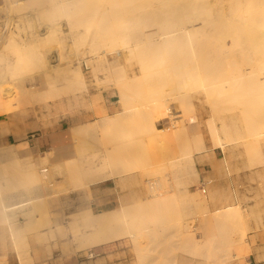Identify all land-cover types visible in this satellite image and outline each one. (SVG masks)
<instances>
[{
    "label": "bare ground",
    "instance_id": "bare-ground-1",
    "mask_svg": "<svg viewBox=\"0 0 264 264\" xmlns=\"http://www.w3.org/2000/svg\"><path fill=\"white\" fill-rule=\"evenodd\" d=\"M3 1L17 19L14 30L3 33L5 24L0 27V115L9 118L1 123L0 135L12 131L16 109L34 101L47 107L58 99L61 105L62 94L70 93L68 102L78 103V92L87 89L82 62L96 81L113 84L119 93V111L69 129L80 154L74 161L67 134L56 137L67 160L65 176L85 195L112 180L137 185L133 201L125 202L122 195L112 209H81L71 221L75 236L82 235L91 247L130 238L138 264H152L155 257L148 251L168 236L176 238L181 252L199 250L189 223L170 215L189 195L188 179L197 177L195 155L221 149L228 158L244 146L254 162L264 149V0H142L146 6L140 0ZM53 42L57 47L50 49ZM121 48L128 65L139 64L136 77L119 62ZM41 123L43 130L52 126L47 118ZM86 131L102 151L83 156L80 135ZM16 150L10 146L0 157L18 162ZM25 157L19 169L0 166V223L8 221V210L40 207L38 196L31 195L34 189L63 173L59 164L47 167L49 155ZM18 187L27 197L8 203L10 189ZM259 210L258 203L249 210L258 222ZM222 217L241 220L244 215L238 204H226L213 213L215 223ZM244 234L242 229L239 244L246 245ZM145 238L155 245L142 246ZM216 238L209 229L205 246L214 262ZM261 250L255 245L256 258ZM175 262L189 259L177 255ZM237 264H244L241 256Z\"/></svg>",
    "mask_w": 264,
    "mask_h": 264
},
{
    "label": "rangeland",
    "instance_id": "rangeland-1",
    "mask_svg": "<svg viewBox=\"0 0 264 264\" xmlns=\"http://www.w3.org/2000/svg\"><path fill=\"white\" fill-rule=\"evenodd\" d=\"M138 3L146 6L148 1L140 0ZM16 19L17 17L8 10L4 1L0 0V27L5 24L3 33L15 29ZM67 42L68 39L65 43ZM55 47H57L55 42L50 44V49H55ZM119 51V62L125 65L126 74L131 78L139 75L141 73L139 64L133 61L128 65L124 58L125 50L121 48ZM42 68L44 69L40 67V70ZM80 69L83 72L87 89L78 92V95H81L78 103L74 100L68 102L71 94L64 93L61 105L57 104L58 99L55 103L50 100L47 107L43 106L44 102L34 101L24 110L16 109L9 140L0 138V153L10 146L17 148L18 162L0 157V166H6L10 171L21 168L20 165H23L25 155L34 159L49 155L50 163L47 167L59 164L63 168V173L52 174L44 186L34 189L35 191L31 194L38 196L40 207L31 208L30 211L27 209L31 205L26 209L8 210V221L0 223V226H9L12 230L14 229V234H16V238H13L14 249L16 254L17 251L20 253L21 262L19 264H138V257L130 238L91 247L82 242V235L75 236L72 228L74 225L71 223L72 217L81 209L89 207L95 213L103 210L93 205L94 190L103 192L114 199L108 207L112 209L120 204L122 195L126 196L125 202L133 201L135 194L131 191L137 187L136 184L120 185L118 181L112 180L93 187L92 193L85 195L82 189L74 187L65 176L64 167H66L67 160L61 156L59 150L61 144L56 139L58 134L60 132L67 134L68 140L66 141L70 145V156L74 161L80 154L73 147L75 141L69 130L71 126L84 122L90 125V121L94 122L104 114L120 110L119 93L113 84L96 81L90 69L83 62L80 64ZM9 86L14 88V84H9ZM64 89L67 90V87L64 86ZM12 92L10 89L8 96ZM90 101L92 105H89ZM108 105H111L109 109H107ZM1 117L4 121L9 119L5 114H1ZM46 118L51 120L52 126L43 130L41 122ZM202 131L203 140L206 145H209V136L204 126H202ZM80 136V140H84L83 156L98 150L97 154L103 150V145L93 137L90 131ZM262 150V154L256 153L258 160L254 162L249 161L244 146L233 149L228 158L221 149L195 155L197 177L191 175L187 183L186 181L181 182L180 187L186 183L190 193L184 201L179 202L177 210L172 211L170 215L182 216L189 223L194 231V237L202 246L198 248L199 250L186 248L187 250L181 252L176 247V238L168 236L165 242L157 243L154 250L148 251L155 257L152 264H177L175 262L177 255L187 257L188 264H237L240 256L244 264L248 262L264 264V162L260 160L262 156L264 157V149ZM213 160L219 168L213 166ZM25 197L27 194L23 188H11L7 202L13 203ZM256 203L259 204L260 209L259 222L253 214L249 213ZM226 204H238L244 218L240 220L238 217L228 219L222 217L215 223L213 218L215 209H221ZM212 228L217 234L218 249L215 253L217 262L213 261L212 253L205 246L209 229ZM242 229H244L246 245L239 244ZM15 242H18L17 247ZM141 245L151 246L155 243H150L145 238L141 240ZM255 245L263 247L259 258H256V253L253 251ZM90 251L94 253L93 257H88L87 254ZM17 258H19L18 255Z\"/></svg>",
    "mask_w": 264,
    "mask_h": 264
},
{
    "label": "crops",
    "instance_id": "crops-1",
    "mask_svg": "<svg viewBox=\"0 0 264 264\" xmlns=\"http://www.w3.org/2000/svg\"><path fill=\"white\" fill-rule=\"evenodd\" d=\"M109 106L111 105H108L107 109L110 108ZM3 121L4 119L0 115V127ZM10 135V133H8V135L2 134L0 135V138L2 137L3 139L6 138V140H9ZM93 194L94 195L92 202L95 207H100L103 208V210H108L109 205L114 202L113 198H110L109 196L98 190H94ZM12 232H14V229L12 230L9 226H0V263L2 264H19L17 254L14 249Z\"/></svg>",
    "mask_w": 264,
    "mask_h": 264
},
{
    "label": "built area",
    "instance_id": "built-area-1",
    "mask_svg": "<svg viewBox=\"0 0 264 264\" xmlns=\"http://www.w3.org/2000/svg\"><path fill=\"white\" fill-rule=\"evenodd\" d=\"M92 253H93V252H92V251H90V254H91V255H89V257H93L94 253H93V255H92Z\"/></svg>",
    "mask_w": 264,
    "mask_h": 264
}]
</instances>
